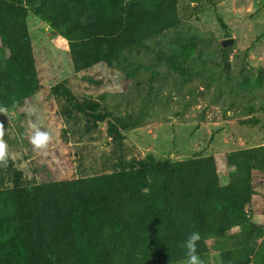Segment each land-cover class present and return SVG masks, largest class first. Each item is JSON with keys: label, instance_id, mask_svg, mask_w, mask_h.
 <instances>
[{"label": "rangeland", "instance_id": "rangeland-1", "mask_svg": "<svg viewBox=\"0 0 264 264\" xmlns=\"http://www.w3.org/2000/svg\"><path fill=\"white\" fill-rule=\"evenodd\" d=\"M177 13L179 25L126 53L131 64L124 63V70L104 62L100 45L69 41L29 13L40 86L20 105L3 106L9 163L0 166V187L18 176L31 185L109 173L119 158L164 162L207 155L215 156L226 183L231 168L225 154L264 144V0H177ZM178 36L194 42L181 62L183 71L158 58ZM229 38L233 42L223 47L221 41ZM138 115L134 128L116 122ZM251 117L258 122L242 123ZM109 122L117 134L108 130ZM32 123L52 134L46 150L30 144ZM254 185L246 208L254 226L234 225L225 236L210 239L209 251L199 255L204 264H218L221 250L243 244L252 249L250 264H264V177L257 175Z\"/></svg>", "mask_w": 264, "mask_h": 264}, {"label": "trees", "instance_id": "trees-1", "mask_svg": "<svg viewBox=\"0 0 264 264\" xmlns=\"http://www.w3.org/2000/svg\"><path fill=\"white\" fill-rule=\"evenodd\" d=\"M29 13L69 41L100 45L104 62L123 70L131 64L127 52L146 48L181 22L177 0H0V107L20 105L40 86ZM193 48L191 38L178 36L158 58L183 71L181 62ZM140 121L141 115L116 118L122 129ZM108 126L117 134L114 123ZM225 165L231 169L224 184L214 155L164 162L119 158L109 173L31 185L18 176L0 187V264H169L186 259L184 241L192 232L200 233L202 255L210 239L232 226H254L246 208L255 178L264 177V144L227 152ZM251 253L243 244L221 250L216 260L250 264Z\"/></svg>", "mask_w": 264, "mask_h": 264}, {"label": "clouds", "instance_id": "clouds-1", "mask_svg": "<svg viewBox=\"0 0 264 264\" xmlns=\"http://www.w3.org/2000/svg\"><path fill=\"white\" fill-rule=\"evenodd\" d=\"M0 114L8 115V109L6 107H0ZM32 134L29 137V142L33 146L34 150H46L49 144L52 142V134L49 131L41 130V127L37 123L31 124ZM5 127L4 123L0 122V166L7 167L9 163L8 144L4 139ZM201 240L199 232H192L188 235L184 241V247L186 249V261L185 264H204L198 254V242Z\"/></svg>", "mask_w": 264, "mask_h": 264}, {"label": "water", "instance_id": "water-1", "mask_svg": "<svg viewBox=\"0 0 264 264\" xmlns=\"http://www.w3.org/2000/svg\"><path fill=\"white\" fill-rule=\"evenodd\" d=\"M233 42V39L229 38V39H224L221 41V45L223 47L227 46V45H230L231 43Z\"/></svg>", "mask_w": 264, "mask_h": 264}]
</instances>
